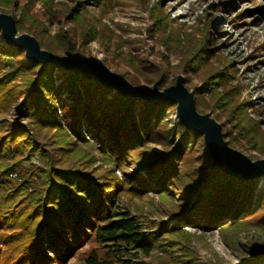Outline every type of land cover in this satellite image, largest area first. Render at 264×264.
Segmentation results:
<instances>
[{
  "label": "trees",
  "instance_id": "obj_1",
  "mask_svg": "<svg viewBox=\"0 0 264 264\" xmlns=\"http://www.w3.org/2000/svg\"><path fill=\"white\" fill-rule=\"evenodd\" d=\"M93 1L108 10L121 0ZM38 2L45 14L61 16L59 12H66L71 20L79 21L88 13V0H74L65 7L54 0H26L20 8L18 0H0L1 11L20 10L19 16L15 15L17 32L32 33L42 48L56 55L86 57L68 31L49 35L43 19L33 10ZM149 11L157 31H170L165 43L170 40L175 48L181 47L180 35L171 30L172 19L160 3L149 6ZM95 25L88 20L83 26V42L99 37ZM1 40L0 67L9 68L0 73V115L17 103L24 121L0 120V176L13 173L26 152L43 162L37 168L35 187L24 178L5 193L3 202L11 204L5 211L0 208V264H65L88 241L92 246L80 252L85 264H145L134 259L141 253L149 256L157 246L160 252L172 247L183 250L180 237L191 236L186 224L205 231L216 228L230 247L245 230L264 236V177L247 178L226 166L207 163L204 156L212 155L205 142L201 154H194L193 149L182 153L188 135L202 136L191 130L186 131L179 152L168 150L170 136L180 132L164 124V113L177 105L175 101L130 100L91 73L77 74L65 67H43L41 62L30 61L25 49L7 44L2 32ZM211 41L206 27L203 40L182 45L185 62L181 73H199L205 68V85L194 89L197 107L219 111L225 116L223 126L229 122L237 129L229 144L239 146V135L264 155L260 121L249 115L245 101H239L241 83L231 78L236 70L234 60L215 55V45L207 47ZM128 56V62L142 73L136 57ZM214 57L215 64L211 62ZM155 70L158 74L153 81L160 80V87H165L167 74L159 65ZM188 79L186 74L185 81ZM130 80L136 86L141 83L137 76ZM204 90L211 105L204 104ZM227 135L228 130L224 131V137ZM152 142L165 150H153ZM152 192L159 200L153 212L165 210L168 214L156 232L146 231L122 199L129 201ZM248 251L250 255L241 262L225 264H264V244H254ZM186 262L192 263L191 258Z\"/></svg>",
  "mask_w": 264,
  "mask_h": 264
},
{
  "label": "rangeland",
  "instance_id": "obj_2",
  "mask_svg": "<svg viewBox=\"0 0 264 264\" xmlns=\"http://www.w3.org/2000/svg\"><path fill=\"white\" fill-rule=\"evenodd\" d=\"M25 2L26 0H18V7L20 8ZM54 2L60 3L58 6L65 7L73 4L74 0H54ZM143 2L115 1L111 9L105 10L94 5L93 0H88V13L85 18L79 21L71 20L66 12H59L61 16L45 14L40 2L35 5L33 10L43 19L50 36L68 31L75 36L78 49L86 57L101 61L109 70L124 74L128 80L133 76H137L141 82L139 86L143 87H152L156 82L153 81V78H156L158 72L153 70L158 65L162 67V72L164 71L167 74L169 83L165 87L175 84L179 75L185 76L186 74L189 79L188 82L185 81V85L191 91H195V87H203L205 85L204 77L207 75L205 68L200 69L199 73H181L182 64L185 62V47L182 45L186 46V44L195 40L200 42L204 38L206 27H209L212 41L207 47L214 44L216 47L215 55L222 54L234 60L233 66L236 70L232 73L231 78L234 83H241L239 101L246 102L249 115L254 120L260 121L259 125L264 131V0H144ZM157 2L160 3L162 11L172 19L171 30L180 35V40L183 42L179 44L181 47L175 48L170 40L168 44L165 43L164 38L166 35H171L169 30H156L149 6ZM0 12L19 16L20 10L15 8L14 12L1 10ZM88 20L96 24L95 26L100 35L97 39L83 42L81 33H84L83 26L88 24ZM21 33L24 32H17V34ZM38 38L45 40L43 37ZM128 53H132L136 57V64L142 69V73H139L128 62L130 59ZM65 54L67 53L63 55ZM215 61L216 57L211 59V62L214 63ZM8 68V66L0 67V73ZM19 79L18 77L16 80ZM163 88L160 87V89ZM113 90L116 91L114 88ZM202 94L206 100L204 104L211 105L213 102L207 96V92L204 90ZM20 95L19 93L18 96ZM111 95V93L108 94L109 97ZM21 102L22 99L18 101V104ZM16 106L17 103H14L6 115H0V120L7 118L24 121L23 115L19 113ZM198 110L203 113H211L221 123L225 119V116L219 111L205 110L204 105H199ZM164 120V124L167 123L170 128L180 130L173 137L170 136L172 142L168 150H176L185 139L187 131L186 127L183 129L180 126L182 123L177 113V105L165 111ZM227 130L229 135L225 139L229 140L231 136H235L237 129L228 122L223 126V133ZM106 139L109 140L108 136ZM236 139L239 140L240 145L233 147L243 151L253 160L264 157L258 149L252 147L246 140L241 139L239 135H236ZM204 142L203 135L195 138L193 134H190L181 152L192 151L193 149L194 154H201L204 152L202 146ZM150 146L157 152L165 150L163 146L154 142L150 143ZM177 151L179 152L178 149ZM204 159L207 163L213 164V158L205 155ZM42 162L39 156H31L29 152H26L24 159L13 173H10L7 177L5 175L0 176L1 210L5 211L11 204V202H3L5 193L20 184L24 178H28L32 187L36 186L34 178L36 177L37 168ZM119 173H121V170H119ZM5 178H7V182L3 181ZM152 184L154 185L155 182L152 181ZM155 195L152 192V195H143L129 201L122 198L126 206L145 224L146 231L156 232L160 227V220L168 217L165 210L162 213L153 212V207L159 205V200ZM185 227L191 233V236L188 238L180 237V246L184 248L183 250L172 247L170 251L160 252L157 246L149 256L141 253L134 260L143 261L145 264L238 263L250 255L248 248L254 244H264V236L254 230L240 232L237 238L239 242L230 247L224 243L216 228L205 231L192 225L186 224ZM90 246H92V243L88 241L65 264H85L80 252L88 250ZM186 249L189 255H186ZM188 256L191 258L192 263L186 262Z\"/></svg>",
  "mask_w": 264,
  "mask_h": 264
},
{
  "label": "water",
  "instance_id": "obj_3",
  "mask_svg": "<svg viewBox=\"0 0 264 264\" xmlns=\"http://www.w3.org/2000/svg\"><path fill=\"white\" fill-rule=\"evenodd\" d=\"M0 31L5 41L25 49L26 57L42 66L52 64L65 67L75 73H91L98 81L112 86L122 96L130 100H146L154 104L168 101L177 103V113L187 130L201 133L207 149L212 155L213 165L226 166L232 173L247 178L264 177V157L253 160L243 151L231 146L225 139L223 124L211 113L198 110L195 91L185 85V76L179 75L175 84L160 89V80L152 87L135 86L124 74L109 70L101 61L85 57L72 58L70 53L56 55L41 47L39 40L32 34H17L16 19L12 13L0 12Z\"/></svg>",
  "mask_w": 264,
  "mask_h": 264
}]
</instances>
